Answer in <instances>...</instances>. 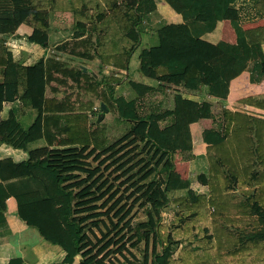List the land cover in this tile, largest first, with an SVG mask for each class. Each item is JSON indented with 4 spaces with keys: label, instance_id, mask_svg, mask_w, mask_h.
Returning <instances> with one entry per match:
<instances>
[{
    "label": "trees",
    "instance_id": "16d2710c",
    "mask_svg": "<svg viewBox=\"0 0 264 264\" xmlns=\"http://www.w3.org/2000/svg\"><path fill=\"white\" fill-rule=\"evenodd\" d=\"M168 1L178 15L165 19L158 29L163 44L142 49L143 74L177 82L178 92H200L203 76L209 74L211 96L223 99L228 98L231 80L244 72L250 73L252 83L264 80V24L246 28L237 15L231 16L240 0ZM116 2L0 0V111L6 103L19 100L43 115L42 130L31 132L22 128L19 106H14L12 116L4 118L5 139L18 148L41 140L46 143L29 149L25 171L0 180V224L7 200L14 197L19 220L38 229L44 240L60 245L66 254L64 264H264V120L225 109L228 126L218 132L219 138L212 136L213 129L204 136L210 144L209 175L204 177L209 194H196L191 180L176 169L173 154L181 152L186 159L194 156L191 125L208 110L178 93L173 109L141 115L139 101L153 88L134 81L129 82L134 98L115 95L114 85L123 76L103 70L127 69L141 44L139 24L157 7L156 0H129L117 21L119 34L97 38L87 30L86 15L96 19L89 15L95 4L96 16L104 19L101 4L115 9ZM61 9L76 14L75 24L54 21L55 12ZM225 19H230L236 33L235 43L222 36ZM109 22L103 24L109 26ZM11 34L81 59L99 60L101 77L79 63L42 58L33 68L37 79L48 85L50 96L42 101L29 85L30 68L14 60L5 45L3 36ZM58 91L65 94L58 98ZM88 93L92 97L83 95ZM96 100L104 102L123 124L131 125L112 144L108 123L97 121L101 106L94 109ZM160 165L165 176L146 182ZM117 183L130 191L126 197H117ZM237 189L245 201L230 195ZM173 190L187 191L182 200L187 210L175 212L174 239L166 235V226L160 222V209ZM229 198L239 203L238 215L230 214ZM141 199L142 206L154 205L148 218L133 227V204ZM128 202L132 203L128 206ZM204 207L215 212L211 215ZM132 229L131 248L146 241L142 257L126 243L120 244L124 232ZM7 264H24V259L13 256Z\"/></svg>",
    "mask_w": 264,
    "mask_h": 264
},
{
    "label": "crops",
    "instance_id": "0c3cea01",
    "mask_svg": "<svg viewBox=\"0 0 264 264\" xmlns=\"http://www.w3.org/2000/svg\"><path fill=\"white\" fill-rule=\"evenodd\" d=\"M259 5L260 7L258 8ZM177 15L178 11L168 0H157V9L146 17L147 25L153 23V26H156V22L163 23L166 17L171 18ZM236 15L241 19L246 28L264 24V0H246L245 2L244 0H240L236 4V10L231 16L235 17ZM148 29L146 28V30ZM150 32L142 34L141 44L132 53L127 69L107 67L103 70V73H120L118 75L120 77L123 76V81L120 84L114 85L115 95L117 96L124 95L127 98H134L136 93L129 86V82L134 81L153 88V91L147 93L142 99L145 104L155 102L159 105L162 101L168 99V109H173L175 107V95L181 93L184 98L194 100L201 107H206L205 109L208 110L207 115L191 125L194 156L186 159L181 152H176L173 154V159L176 169L184 177L191 180V186L196 194L208 195V184L205 181L199 182L197 178L200 174L197 168L202 167L204 174L210 166L207 156L210 144L204 140L205 133L213 129L215 132L211 133L212 136L216 139L219 138L218 132L222 133L224 127L228 126V117L224 114L225 109H230L234 113H240L251 120H264V80L260 83H252L250 73L244 72L231 80L228 98L223 99L211 96V75L207 74L203 76L200 92H178L177 82L170 79L161 81L146 76L140 70V53L142 49L157 47L163 44L157 30ZM226 33L228 37H226ZM222 36L225 40L232 43H235L237 40L230 19H225L224 21ZM3 37L6 39L5 45L12 52L14 60L22 61L24 65L30 68L29 85L31 86V90L35 91V94L42 101H44L46 96H50V94L48 95V85L37 79L33 69L42 58L51 56L74 64L79 63L85 70L89 69L101 77V64L99 60L81 59L69 53L58 51L54 46L49 45L48 47H44L38 43L29 41L27 38H19L13 34ZM2 72L3 70L0 68V79L2 78ZM64 94V91H58L56 96L61 98ZM83 95L85 97H92L91 93ZM101 103L96 100L94 109L99 108ZM14 106H19L17 107L19 113H17L19 114L22 128L31 132H37L43 128V115H40L36 109L24 106L19 100L16 103L5 104L3 111H0V180L9 178L13 173L25 171V165L29 158V149L46 145L44 141H39L28 144L27 148H18L12 143L6 142L7 123L4 124V118L7 115L12 116V111L10 110ZM106 119H108V115ZM252 135H254V132ZM213 154L215 155V153ZM196 175L197 177H195ZM202 177L208 178L206 174ZM65 255V251L60 245L44 240L38 229L29 227L19 220L17 201L14 197H10L7 200V211L5 212L4 222L0 224V264H7L13 256L22 257L24 264H64L63 259Z\"/></svg>",
    "mask_w": 264,
    "mask_h": 264
},
{
    "label": "rangeland",
    "instance_id": "374dc122",
    "mask_svg": "<svg viewBox=\"0 0 264 264\" xmlns=\"http://www.w3.org/2000/svg\"><path fill=\"white\" fill-rule=\"evenodd\" d=\"M128 1L129 0H117V2L115 4V6H116L115 9L112 8L113 5H107V4L106 5L105 4L102 5L101 4V6H102V12L105 14V18L104 19H99L98 16H96L97 15L96 14L97 13V9L95 8V4L93 6H91L90 11H89V15L95 16L96 19L91 20L86 15L84 21L88 25L87 30H89V31L92 30L93 31V35L96 36L97 38L98 37H103V36H105V34H109V35L115 34L118 31L117 21L120 19V16L124 14V12H125V3L127 5ZM245 1L246 0H244V2ZM156 9H157V7H156ZM151 13H149V14H151ZM148 15L142 18V20H141V22L139 24V27H138L139 30L141 31V36L145 32L146 33H151L150 31H154V30H157L158 31V29L162 25L161 22H156L157 23L156 26L155 25L153 26V23L147 25L148 22L146 20V17H148ZM76 17L77 16H76V14L73 11H71V10H62L61 9V10H57L55 12L54 21H56L57 23H59L61 25H73V24H75ZM109 18L111 19V22L112 23L109 22ZM167 18L168 17H166V19ZM105 20L107 22L111 23V24L109 26L108 25L105 26L103 24V22ZM94 26H98V27H95L94 28ZM146 28H149V29L146 30ZM116 34H119V31ZM226 37H228L227 36V33H226ZM142 46H143V44H142ZM118 74H120V73H118ZM143 101L144 100L141 99L139 101V105H138L139 106V111H140V114L141 115H145V114H147L149 112H151V113L152 112L153 113H159V112H161L163 110L168 109V99H165V101H162L159 105L157 103H155V102H153L151 104H145ZM107 115H108V119H106V116ZM103 120L105 122H107L108 125H109V144L114 143L116 140H118L119 138H121L125 133L129 132L130 129H131V125L123 124L121 121H119L117 119V117H116V115L114 113L107 112ZM163 124H165V122H163ZM136 134L138 135V132L137 131H136ZM138 138H139V140H141V137L140 136ZM131 147L132 146H130V148ZM130 148H128L126 151H128ZM144 157H145V162H148L150 160L149 158L147 159V155H144ZM139 159H140V156L136 160H139ZM145 162L143 161V163L141 165H137L134 168L133 173H137L139 171V169L142 167V165ZM133 163H135V162H133ZM152 164H154V161H153ZM197 171L200 174H199L198 177H197V175L195 177H197L198 180H199V182L202 183V181H204V179H205L202 176L204 174H206V176H208L209 175V173H208L209 172V169H208V171L206 169V173H204V174L202 172V167L197 168ZM143 173H144V171L138 173V175L133 180L139 179ZM181 175L184 177V175L182 173H181ZM164 176H165V172H164V170L162 168V165H160V166H157L155 172L151 175V177L146 182L150 181L151 179H160V177L162 178ZM185 178H187V177H185ZM116 186H117L116 191L118 192V196L117 197H120V195H125V197H126V195L130 192V191L129 192H126V190H125V187L126 186L120 187V184H118V183L116 184ZM186 194H187V191L186 190H177V191L176 190H173V191L169 192L168 193L169 201L165 202V205L163 207H161V209H160V217H161L160 222H164V224H165V226L167 228V229L165 228L166 235L168 234V236H171L172 239H174V237L171 234V231L175 227V223H176L175 222V212L178 211L179 209H185V210H187V208L185 206L186 200L184 202L182 201V200H184ZM230 195L236 196L237 197V201H242V202L245 201L244 200L245 197L243 195L242 190H238L237 189V190L231 192ZM125 197H124V199H125ZM142 201H144V199H141V200H139V201H137V202H135L133 204V210H132V213H131V217H132V221H131L132 224L131 225L133 227H135L136 225H138V223L141 222L142 220H145V219L148 218L147 217L148 216L147 213H148L149 209L154 205L153 203H151V204H146L145 203V205L142 206L144 204ZM131 203L132 202H130V203L128 202V206ZM235 203L236 202H233L232 201V198L231 199L229 198V200H228V207L231 209L230 214H234V216L235 215H238L240 213L239 208H238V204L239 203L238 204H235ZM204 208L206 209V211L207 210L210 211L211 212V215H213V213L215 212L212 207H204ZM128 231L129 230H127V231L124 232V233L127 232V234L123 236V240H122V242H120V244L121 243H126V247L127 246L130 247L131 250L135 251L136 255H138L139 257H142V254L145 251V247H147L146 246L145 239L137 242V244H138L137 245L138 246L137 248H131V246H130L131 245V242L129 241V239L131 238V236H130L131 233L130 232H132V233H134V232H133V229L130 230L129 232ZM121 236L122 235L118 236V239ZM135 240H137V239H135ZM125 253L127 255L129 254L126 251H125Z\"/></svg>",
    "mask_w": 264,
    "mask_h": 264
},
{
    "label": "water",
    "instance_id": "95a60500",
    "mask_svg": "<svg viewBox=\"0 0 264 264\" xmlns=\"http://www.w3.org/2000/svg\"><path fill=\"white\" fill-rule=\"evenodd\" d=\"M108 111H109L108 107L106 106V104L104 102H102L101 103V113L99 114L97 121L101 122L104 119V117Z\"/></svg>",
    "mask_w": 264,
    "mask_h": 264
},
{
    "label": "built area",
    "instance_id": "2783aa9c",
    "mask_svg": "<svg viewBox=\"0 0 264 264\" xmlns=\"http://www.w3.org/2000/svg\"><path fill=\"white\" fill-rule=\"evenodd\" d=\"M95 110H98V108H96Z\"/></svg>",
    "mask_w": 264,
    "mask_h": 264
}]
</instances>
